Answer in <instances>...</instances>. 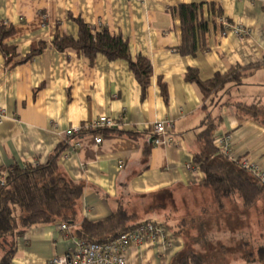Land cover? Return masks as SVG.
Listing matches in <instances>:
<instances>
[{
	"label": "crops",
	"instance_id": "crops-1",
	"mask_svg": "<svg viewBox=\"0 0 264 264\" xmlns=\"http://www.w3.org/2000/svg\"><path fill=\"white\" fill-rule=\"evenodd\" d=\"M183 4H201L208 25L205 47L195 55L178 49ZM78 20L120 35L132 58L149 60L144 92L126 61L101 54L89 61L53 45L57 36L76 38ZM1 25L12 30L2 45L19 62L8 63L0 49V170L46 163L72 127L100 116L117 123L101 132L99 144L89 132L68 139L79 145L63 150L58 170L82 187L76 221L69 230L56 221L15 234L7 264H47L76 248L70 230L106 219L121 205L131 215L128 224L152 221L163 232L130 245L127 264H264V201L245 205L238 194L215 196L193 163L210 115L219 119L214 137L231 136L230 155L264 170V125L233 106L264 100V0H0ZM258 63L213 100L185 80L188 68L206 80ZM166 120L171 140L151 145L153 124ZM217 151L215 162L223 159ZM148 199L153 206L144 210Z\"/></svg>",
	"mask_w": 264,
	"mask_h": 264
},
{
	"label": "trees",
	"instance_id": "trees-1",
	"mask_svg": "<svg viewBox=\"0 0 264 264\" xmlns=\"http://www.w3.org/2000/svg\"><path fill=\"white\" fill-rule=\"evenodd\" d=\"M201 7V4H183L177 9L182 37L178 49L183 55H195L199 49L205 47L204 36L208 25L202 17ZM78 25L79 30L76 38L57 36L53 39V45L61 51L73 49L88 58L89 61L97 54L103 55L108 60L126 61L144 92L151 75L149 60L142 56L132 58L127 40L120 35L111 34L106 29L92 31L80 20H78ZM11 33L10 28L0 26V49L7 57L8 63L12 61L10 56L13 51L10 47L2 45V40ZM35 52L33 51V53ZM18 62L12 61V65ZM260 66V63L246 67L236 65L224 73H215L206 80L199 78L197 69L188 68L185 80L196 83L204 99L213 95L209 99L213 100L228 84L239 85L247 69ZM233 106L236 112L247 115L264 125V100L258 99L249 104L234 103ZM218 122L219 119L211 118L210 115L206 116L202 123L204 129L198 134L202 149L194 155L193 163L204 173L203 184L211 188L217 197L238 194L245 205L253 204L258 198L264 201V185L246 170L240 168L238 163L229 161L223 154H221L222 161L215 162L213 160V156L218 152L213 143ZM66 149L67 145L64 143L59 145L44 164L23 167L14 164L0 170V248L3 250L0 264L9 263L14 253L15 246L11 238L15 234L37 224L56 221L60 224H68L70 228L69 223L76 221L78 199L81 196L82 187L58 170V158ZM131 219V215L121 205L101 221L83 220L80 227L73 232L70 230V234L72 238L84 242H109L121 233L142 223L128 224ZM181 262L180 264H183V261Z\"/></svg>",
	"mask_w": 264,
	"mask_h": 264
},
{
	"label": "built area",
	"instance_id": "built-area-1",
	"mask_svg": "<svg viewBox=\"0 0 264 264\" xmlns=\"http://www.w3.org/2000/svg\"><path fill=\"white\" fill-rule=\"evenodd\" d=\"M226 29H229L225 25ZM235 33L240 32L238 29L233 30ZM4 117V109L0 108V120ZM117 123L114 119L100 116L97 119L72 127L65 131L64 144L68 148L78 147L79 143L68 142L71 137H76L85 132L95 134L94 142H101V132L104 129L114 128ZM172 126L170 121H160L153 124L151 129L150 144L155 146L161 143H166L171 140L167 137V129ZM230 138L229 134L215 136L213 143L217 150L228 157L232 162L238 163L239 167L246 170L262 185H264V170L260 169L256 162L246 157H233L230 155ZM61 230H68V224H60ZM163 232L160 226L152 221H145L135 228L121 233L109 242H84L76 239V248L61 256H53L48 260L47 264H127L126 253L130 245L138 244L143 238L154 241L157 238H162Z\"/></svg>",
	"mask_w": 264,
	"mask_h": 264
},
{
	"label": "rangeland",
	"instance_id": "rangeland-1",
	"mask_svg": "<svg viewBox=\"0 0 264 264\" xmlns=\"http://www.w3.org/2000/svg\"><path fill=\"white\" fill-rule=\"evenodd\" d=\"M155 203V202H154ZM153 206V202H152V199H148L147 202H145L144 204L141 203L140 206H142L144 208V210L148 207V206ZM141 214V213H140Z\"/></svg>",
	"mask_w": 264,
	"mask_h": 264
}]
</instances>
